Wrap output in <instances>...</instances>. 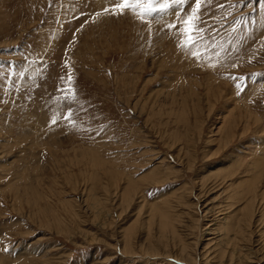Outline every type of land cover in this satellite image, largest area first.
I'll use <instances>...</instances> for the list:
<instances>
[{
    "label": "rangeland",
    "instance_id": "1",
    "mask_svg": "<svg viewBox=\"0 0 264 264\" xmlns=\"http://www.w3.org/2000/svg\"><path fill=\"white\" fill-rule=\"evenodd\" d=\"M117 2L0 0V264H264V0Z\"/></svg>",
    "mask_w": 264,
    "mask_h": 264
},
{
    "label": "snow or ice",
    "instance_id": "2",
    "mask_svg": "<svg viewBox=\"0 0 264 264\" xmlns=\"http://www.w3.org/2000/svg\"><path fill=\"white\" fill-rule=\"evenodd\" d=\"M135 3L139 5L142 0H118V2L115 4V7L113 9L114 14H123L124 11L128 10V8L131 6L132 3ZM143 2H146L148 7H145L144 10L141 12V16H148L150 17L153 12L157 11L158 9L154 6L157 3H160V0H143ZM175 2V0H174ZM197 7H199L200 0H196ZM170 5L167 3L161 4V7L159 10H164L165 8L169 7ZM119 9V12H116L115 10ZM133 10H135L133 8ZM109 9L105 8L104 12H108ZM193 11H196L194 9ZM186 26L184 27V33L187 36V45L186 46H194L196 40H195V32H196V24L193 21L192 17H189L188 20L185 22ZM171 27H175L172 25ZM182 46H185L182 44ZM197 54L194 52L193 56H196ZM234 79L239 80V77H235ZM72 76L69 73L68 75V81L71 82ZM239 87V85H237ZM53 123H56V121H53Z\"/></svg>",
    "mask_w": 264,
    "mask_h": 264
},
{
    "label": "bare ground",
    "instance_id": "3",
    "mask_svg": "<svg viewBox=\"0 0 264 264\" xmlns=\"http://www.w3.org/2000/svg\"><path fill=\"white\" fill-rule=\"evenodd\" d=\"M216 170V169H215ZM212 171V170H211ZM155 250V249H154ZM157 252V251H156ZM150 253H151V251H150ZM154 253V252H153ZM158 253V252H157ZM153 255V254H152Z\"/></svg>",
    "mask_w": 264,
    "mask_h": 264
}]
</instances>
